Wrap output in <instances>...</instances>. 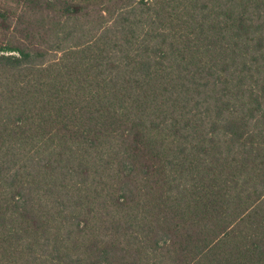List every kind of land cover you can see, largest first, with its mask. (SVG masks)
<instances>
[{
	"label": "trees",
	"instance_id": "16d2710c",
	"mask_svg": "<svg viewBox=\"0 0 264 264\" xmlns=\"http://www.w3.org/2000/svg\"><path fill=\"white\" fill-rule=\"evenodd\" d=\"M0 264H264V0H0Z\"/></svg>",
	"mask_w": 264,
	"mask_h": 264
}]
</instances>
